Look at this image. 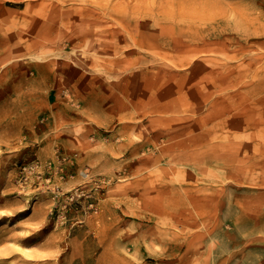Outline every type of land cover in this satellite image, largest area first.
Segmentation results:
<instances>
[{
	"label": "rangeland",
	"instance_id": "rangeland-1",
	"mask_svg": "<svg viewBox=\"0 0 264 264\" xmlns=\"http://www.w3.org/2000/svg\"><path fill=\"white\" fill-rule=\"evenodd\" d=\"M0 264H264V0H0Z\"/></svg>",
	"mask_w": 264,
	"mask_h": 264
},
{
	"label": "bare ground",
	"instance_id": "bare-ground-1",
	"mask_svg": "<svg viewBox=\"0 0 264 264\" xmlns=\"http://www.w3.org/2000/svg\"><path fill=\"white\" fill-rule=\"evenodd\" d=\"M40 4H41V2H40ZM40 11V10H39ZM35 12V11H34ZM37 12V11H36ZM43 14V13H42ZM44 16V15H43ZM45 16H46V14H45ZM46 20V19H45ZM41 22V21H40ZM45 22H47V21H45ZM44 22V23H45ZM37 23V22H36ZM38 25V24H37ZM41 25V24H40ZM41 27V26H40ZM47 28V27H46ZM37 31V30H36ZM37 34V33H36ZM86 175H87V173H86Z\"/></svg>",
	"mask_w": 264,
	"mask_h": 264
}]
</instances>
